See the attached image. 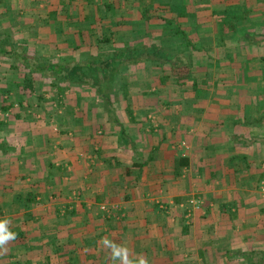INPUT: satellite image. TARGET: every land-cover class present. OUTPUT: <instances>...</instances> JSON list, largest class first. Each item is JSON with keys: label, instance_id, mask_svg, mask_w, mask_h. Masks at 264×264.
Returning <instances> with one entry per match:
<instances>
[{"label": "crops", "instance_id": "1", "mask_svg": "<svg viewBox=\"0 0 264 264\" xmlns=\"http://www.w3.org/2000/svg\"><path fill=\"white\" fill-rule=\"evenodd\" d=\"M4 41L9 72L158 58L121 65L106 101L92 88L93 106L66 82L58 134L51 113L28 108L23 127L4 107L0 218L17 240L0 264H111L105 236L149 264H264V0H0ZM152 71L177 85L150 87Z\"/></svg>", "mask_w": 264, "mask_h": 264}, {"label": "rangeland", "instance_id": "2", "mask_svg": "<svg viewBox=\"0 0 264 264\" xmlns=\"http://www.w3.org/2000/svg\"><path fill=\"white\" fill-rule=\"evenodd\" d=\"M168 32L173 33L174 30L168 29ZM7 34H8V32H7ZM123 43H126V45H129L130 42H123ZM172 47H173L172 45H171V47H168L169 50H171L170 53H172V50H173ZM170 53L167 52L166 55L162 56L163 58H161V60L164 63H167L170 59H171L170 62L174 61V56H173L174 54L172 53L173 54L172 55ZM262 61H264V57H262ZM5 63L6 62H4V63L2 62L0 64V66L2 64H5ZM153 64H155V63H153ZM5 67H9V66L6 65ZM167 68H169V67H167V66L163 67V70L160 71L159 73H161L163 75L166 74V73H168V75L172 74L175 77H178V78L181 77V79L185 78V76H187L189 74L188 71H183L184 68H182V70L179 69V71H177L175 69L170 70L171 73H169V71H165V69H167ZM7 69H9V68H7ZM151 70L152 69L150 68L149 71H151ZM0 71H1L0 72V78L3 79V80L7 79L8 77L10 78L11 75L12 76L17 75V77H19V79L23 81L24 85L20 84V85H17V86L16 85L15 86H10V87H8L9 89L7 88L8 90L5 88V87H7V83L5 84V86L0 85V89L6 90L5 93H4L6 96L4 98H2V99L0 98V113L2 111H4V107L5 106L8 107L10 105L9 106L10 107L9 114L13 116L12 120H14V122L16 120H21L20 122H17V123H18V125H21L23 127L28 125V123L24 119V118H26V115L29 114V113H27L28 111H26L28 108H31V109H33L35 111H38V112L41 111L40 109H42V111H47L48 113H51V116H53L52 117L53 121L50 124V127L53 130V132L57 133V134L62 132L63 128L60 125V121H57V119L55 120L54 119L55 115H53V114L54 113L58 114L59 107L62 106V105L65 106V104H67L66 102H68L67 101L68 97L70 96L71 99L73 100L74 97L72 98V95H75L74 93H76L78 90L81 91L82 88H85V89L82 90V94H86L87 96L88 95L90 96V98H88L89 102L86 103L88 105H86V106H89V105L93 106L92 99H93V96L95 95V92L92 91L93 90L92 86H84V87H82V85H77V88H75V92L73 93V90L71 88L72 92H70L69 95H67V92L69 90V89H67V84L65 82H60V81L55 80L53 75H51L50 73H47L46 76L44 74H42V75H44V77H42L41 74L33 73L31 71L9 72V71H3L2 69H0ZM159 73H155L153 71L149 72V76L151 74V76L149 78L153 79L155 77L154 79H156V78L159 77L158 76ZM202 75H203L202 72H196L195 76H196L197 80L195 79L196 81L192 82V84L195 85V83L197 84L198 81H201L202 80ZM114 76H113V88H112L111 94H113L115 92ZM121 76H122L121 77L122 78L121 82H122L124 80L123 74ZM173 76H164L165 80L163 81V84L159 82V79H157L158 81H155V82H154V79H153L152 81H150V87L158 86L157 84H160L158 87H161V88H164V87L167 88L168 87L169 90L172 91L173 88L175 87V85H177V84H175L173 82H169V80H171L173 78ZM91 77H93V76L91 75ZM28 80L32 81V83H33V89L32 90L29 89L28 86H27ZM0 82H1V80H0ZM154 83H156V84H154ZM151 90H152L151 93H153V94H157V93L160 94L159 91L161 89H159V91L157 89H155V90L151 89ZM196 90L197 91H195V92H197L198 94H204V92L206 91L205 89H200V88L196 89ZM165 92H166V94L169 93L167 90H165ZM91 95H93V96H91ZM0 97H3V96H0ZM72 100H70V101H72ZM88 100H86V101H88ZM71 106H72V104H71ZM17 112H20V113H17ZM1 114H3V112ZM21 115H23V118L22 119H18L17 117L20 118ZM262 185H263V183L261 184V187H262ZM261 191H262V189H261Z\"/></svg>", "mask_w": 264, "mask_h": 264}, {"label": "trees", "instance_id": "3", "mask_svg": "<svg viewBox=\"0 0 264 264\" xmlns=\"http://www.w3.org/2000/svg\"><path fill=\"white\" fill-rule=\"evenodd\" d=\"M10 41H4L0 42L2 44L9 43ZM3 48L0 47V53H4L2 51ZM133 54L136 53L134 50L132 52ZM138 53V52H137ZM151 53V52H149ZM6 54V53H5ZM153 58H158L156 55L152 56H146L145 54H135V55H129L127 54H119L115 55L112 58H109L108 60L102 59L99 62L96 61H73L71 63H59L54 62L51 64H40L38 62H35L33 69L34 71H31L33 73H43L48 72L55 80L60 82H67V83H81L82 85L86 86H92L94 90H96L97 95L100 97L101 100H105V96L107 94H111L112 88H113V76L119 72V68L123 64H137L141 63L143 60H150L153 61ZM149 58V59H148ZM161 59V58H160ZM156 60V59H155ZM106 61L108 64H112V68L109 71L100 70V64H103ZM119 65V66H118ZM91 75L93 77H91ZM54 84V83H53ZM57 85V84H56ZM55 85V86H56ZM27 86L29 89H33V83L32 81L28 80ZM186 161L185 159H182V162Z\"/></svg>", "mask_w": 264, "mask_h": 264}, {"label": "clouds", "instance_id": "4", "mask_svg": "<svg viewBox=\"0 0 264 264\" xmlns=\"http://www.w3.org/2000/svg\"><path fill=\"white\" fill-rule=\"evenodd\" d=\"M17 240V233L11 229V220L8 217L0 218V254L7 253L8 245ZM108 250L111 264H149L143 254L134 255L125 243H117L108 237H102L98 242Z\"/></svg>", "mask_w": 264, "mask_h": 264}, {"label": "built area", "instance_id": "5", "mask_svg": "<svg viewBox=\"0 0 264 264\" xmlns=\"http://www.w3.org/2000/svg\"><path fill=\"white\" fill-rule=\"evenodd\" d=\"M261 189H262V192L264 193V183H263ZM191 204H193V205L196 206V207H197V206H200V202H199V200H192V201H191ZM102 209H103V210H106L105 207H102Z\"/></svg>", "mask_w": 264, "mask_h": 264}]
</instances>
